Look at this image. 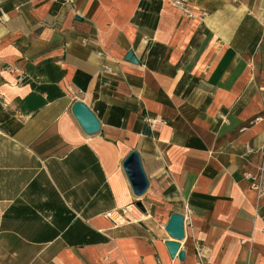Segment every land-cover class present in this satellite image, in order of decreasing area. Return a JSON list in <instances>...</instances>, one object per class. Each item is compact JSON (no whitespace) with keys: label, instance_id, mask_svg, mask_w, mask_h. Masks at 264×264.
<instances>
[{"label":"crops","instance_id":"crops-1","mask_svg":"<svg viewBox=\"0 0 264 264\" xmlns=\"http://www.w3.org/2000/svg\"><path fill=\"white\" fill-rule=\"evenodd\" d=\"M176 1L0 0V264H264V0Z\"/></svg>","mask_w":264,"mask_h":264},{"label":"water","instance_id":"water-1","mask_svg":"<svg viewBox=\"0 0 264 264\" xmlns=\"http://www.w3.org/2000/svg\"><path fill=\"white\" fill-rule=\"evenodd\" d=\"M127 60L137 62L133 53L128 54ZM73 114L84 132L90 136L97 134L101 129V124L94 112L83 102L76 101L73 105ZM123 167L132 190L136 197L141 198L149 188V180L144 171L140 154L132 151L123 162ZM137 207L145 211L141 202L136 203ZM167 232L173 241H167L166 247L174 258L180 249V241L185 238V217L178 213H173L166 227ZM185 253L180 252L179 258L184 259Z\"/></svg>","mask_w":264,"mask_h":264},{"label":"built area","instance_id":"built-area-1","mask_svg":"<svg viewBox=\"0 0 264 264\" xmlns=\"http://www.w3.org/2000/svg\"><path fill=\"white\" fill-rule=\"evenodd\" d=\"M175 5L178 8L182 9L183 12L186 15H189V16L191 15V12H190L189 8L187 7L186 4H184V1L183 0L176 1L175 2ZM152 125H155V123H153ZM257 190H258L259 196L260 197H263L264 196V184H263L262 181H259L258 182V184H257ZM106 217L109 218V219H111L116 225L124 222V219L122 218V216H120L116 212L115 213L114 212L107 213ZM120 220H122V221H120ZM263 233H264V230H263Z\"/></svg>","mask_w":264,"mask_h":264},{"label":"bare ground","instance_id":"bare-ground-1","mask_svg":"<svg viewBox=\"0 0 264 264\" xmlns=\"http://www.w3.org/2000/svg\"><path fill=\"white\" fill-rule=\"evenodd\" d=\"M139 215H138V213L137 212H133V217H138ZM120 221H122V220H120Z\"/></svg>","mask_w":264,"mask_h":264}]
</instances>
